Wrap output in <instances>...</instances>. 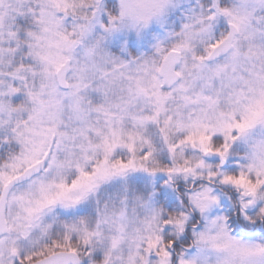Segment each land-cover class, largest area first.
<instances>
[{
  "label": "clouds",
  "instance_id": "1",
  "mask_svg": "<svg viewBox=\"0 0 264 264\" xmlns=\"http://www.w3.org/2000/svg\"><path fill=\"white\" fill-rule=\"evenodd\" d=\"M245 245L264 0H0V264H264Z\"/></svg>",
  "mask_w": 264,
  "mask_h": 264
},
{
  "label": "snow or ice",
  "instance_id": "2",
  "mask_svg": "<svg viewBox=\"0 0 264 264\" xmlns=\"http://www.w3.org/2000/svg\"><path fill=\"white\" fill-rule=\"evenodd\" d=\"M213 47H216V45H213ZM260 103V102H257ZM261 115V112L256 110L255 108H253V116L250 118L254 119L255 117H258ZM237 127H243V125L238 124ZM9 180H11V177L8 178ZM29 211H32L31 209ZM13 252L16 251L15 248L12 249ZM74 251V250H73ZM264 254V245H256V246H250V245H245V246H241L240 248V254L242 257L248 256L250 254ZM21 259H32V256H27L24 257L23 255L21 256Z\"/></svg>",
  "mask_w": 264,
  "mask_h": 264
}]
</instances>
